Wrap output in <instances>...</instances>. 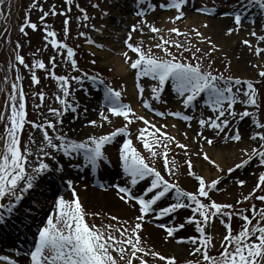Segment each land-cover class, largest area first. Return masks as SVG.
Instances as JSON below:
<instances>
[{
	"label": "snow or ice",
	"instance_id": "1",
	"mask_svg": "<svg viewBox=\"0 0 264 264\" xmlns=\"http://www.w3.org/2000/svg\"><path fill=\"white\" fill-rule=\"evenodd\" d=\"M66 2L71 6L72 0H66ZM189 3L190 0H166V2L165 0H158V4L153 3L152 0H135L136 15L140 16L141 20L131 26V31L125 39V47L135 53L136 58L133 59L129 56L128 51L124 52V57L125 63L132 70H135L134 75L138 81L136 87L139 90V95L142 98L144 94V86L139 83L140 78L144 77H150L152 81H155L150 89L151 97L155 101H161V94L169 81L185 109L194 107L197 98L204 93L207 97L204 104L211 108L214 115L205 118L201 113V118L197 121L198 128L212 129L215 136L220 137L223 134L224 137L233 141H240L242 136L239 128L232 132L226 131L230 128V123L236 119L252 118V124L257 130L251 133L250 139L258 140L259 144L252 147L250 151L245 149L242 154L244 158L229 167L227 172L233 173L237 169L244 168L254 162H258L264 169V123L259 120L257 112L249 111V107L259 108L258 90L251 79L242 81L239 77L225 76L223 73L214 72L211 68V62L207 66L203 63L204 57L217 47L209 37L198 29L192 30V33L201 42H207L211 47L208 52H203L201 48L196 47L191 52V59L177 55L172 51L173 47L176 49L185 48V44L179 39H168L160 35L159 42L147 50L143 47L142 39L141 43L131 42L132 31L138 30L143 36L144 29L147 27L152 33H160L161 29L146 19L147 14L154 11L157 6L164 10L175 9L177 15L169 17V20L175 23L186 15L183 8ZM5 4L6 0H0V11L3 10ZM36 6L43 12L39 18L42 22L50 14L57 15L55 6L49 11H44L41 5L36 4ZM94 6L99 7L98 4ZM253 7L264 14V0H239V5L233 6L232 11L222 13V15L232 16L236 25L235 29H227L228 34L234 30L239 31L242 22L246 19L245 13ZM195 10L203 14H214L216 7L215 5L212 7L201 5ZM80 11L84 14V18L88 19L86 10L81 8ZM60 14H64L63 10ZM104 14H107L106 10ZM68 23L69 20L66 17L64 21L65 35L68 33ZM205 26L207 25L205 24ZM26 27L37 30V24L30 19V12L26 14L25 22L20 31L25 32ZM44 30L47 33L45 39L52 37L51 45L56 48L57 55L60 56L61 60L65 64L70 63L71 69L81 71L75 58L74 49L67 43L56 39L57 33L49 31L46 22ZM168 32L170 34L175 33L177 37L191 35V33H185L177 27L168 29ZM80 35H84V33H80ZM250 35L257 36L258 33L252 31ZM259 40L264 41V35H259ZM242 42L251 48V41L245 39ZM89 43H94V41L90 40ZM98 46L102 47V45ZM19 47V42H17V48ZM152 48L159 49L163 55L154 54ZM197 53H201V55L197 56ZM261 53H264V48L256 46L255 54L260 55ZM15 60L19 65L30 70L32 83L38 84L39 77L32 69L46 70V64L42 60H34L29 65L19 52H17ZM92 62L95 63V61ZM49 63L51 70H46L47 75L59 81L60 92L55 98L59 104L63 105L62 109L51 107L48 109L56 117V121L54 122L47 117H42L39 123L27 120V94L23 90L22 83L12 84V92L6 101L9 111L7 113L0 112V121L7 120L5 135L0 136V141H2L0 144V226L8 224L9 221L19 215L17 209L43 176L47 175L49 171L63 173V164L58 163L60 154L69 158L74 155L82 156V163L76 164L75 167L81 169L90 166L91 171L96 172L101 168V162L111 163L103 149L118 135L125 137L119 149V160L122 164L123 174L127 179L123 185L113 184L112 187L117 189L119 199L126 203H132V206L137 208L139 215L135 217L136 222L134 224L128 220H124L123 223L116 226L103 222L101 224H89L86 220L87 216H99L101 213L87 212L77 195L74 180L65 178L64 184L71 191L73 198L66 199L63 194H59L55 199L52 212L47 215L45 222L37 228L33 247L24 253L30 257V264H121V262L124 264H158V261H165L166 264H177L175 256H164L154 247H145L146 242L140 232L145 219L150 214H154L158 218L171 217L180 209H190L191 215L185 217L183 222L161 223L159 227L165 230V240L171 238L177 243L187 241L193 245L188 252V255L193 258L186 260L184 264H264V194L257 195L258 190L264 192V170L256 174L257 180L252 190L236 201V204L240 205L244 201L255 198L261 201L259 208L252 204L250 208L237 210L232 204L216 202L211 198L210 191L218 189L223 177L217 176L210 183L206 182L204 176L195 174L191 159L186 160L188 174L198 181V186L194 191L185 190L178 183L166 179L165 174H162L154 164L148 163L146 157L134 146L129 125L134 120L143 121L145 127L139 130L136 138L142 142L143 148L148 151L153 159L157 156H163L165 173L169 177L174 175L172 168L176 167V160L173 157L171 162L169 161L168 152L170 149L168 145L175 143L177 147L185 149L184 155L186 157L188 156V146L163 130L168 125L162 124L157 127L145 116L137 115L130 104L122 102V92L107 84L103 91L105 105L101 106L99 111L101 120L111 123L110 116L104 111V107H106L108 113L123 117L127 123L106 134L89 135L86 139L80 140L69 138L58 130L57 125L63 124V120L60 118L63 113L75 112L78 107L75 100L70 101L68 99L73 95V91L70 90V82L76 81L81 88H84L85 95H88L84 81H95L97 77L89 76L87 72L71 77L58 75L55 72L57 67L56 56L49 57ZM259 75L264 77V68H261ZM22 80L23 76L20 75L19 68H17L16 81ZM239 85H243V87H236ZM34 95H37L43 102L45 97L43 92L34 93ZM163 102L167 103V101ZM142 103L145 108L152 107L147 99H143ZM237 103L245 106L241 112H237L234 108ZM152 110L160 117L171 115L186 122L194 119L192 115L182 111L166 113L165 111ZM88 123L97 125L96 120H90ZM26 124H30L32 129H39L42 132V140L35 152L31 147L35 143L32 134L29 136V143L22 146V133ZM49 129L54 135L49 133ZM184 135L186 136L187 133ZM197 136L204 139L208 144L213 143V139L204 136L202 131H197ZM157 148H162L163 153ZM33 155L36 156V161L30 162ZM203 156L206 160H210L207 153H203ZM41 157L51 159L56 167L53 168ZM170 163L171 167L169 166ZM211 163L218 170L223 171L215 161H211ZM69 167L72 165L70 164ZM235 182L240 186L247 183L246 180L239 178H236ZM141 184L144 186L139 191H135ZM168 197H171V202L165 204L164 201ZM202 198H206L208 202ZM5 199L7 202H4ZM249 211L251 215H248ZM25 213L31 216V209L26 207ZM234 215L243 221L239 231L235 233L231 225V217ZM110 219L119 221L120 218L111 215ZM214 219H220L221 224L226 229V234L220 242L222 250L217 254H210V250L215 247V244L212 234L207 229ZM186 225H192L198 236H177L176 233L184 229ZM19 254L17 252V255ZM149 257L152 259L149 260ZM0 261L18 264L17 260L10 259L7 255L0 256Z\"/></svg>",
	"mask_w": 264,
	"mask_h": 264
},
{
	"label": "rangeland",
	"instance_id": "2",
	"mask_svg": "<svg viewBox=\"0 0 264 264\" xmlns=\"http://www.w3.org/2000/svg\"><path fill=\"white\" fill-rule=\"evenodd\" d=\"M115 1L116 0H112L109 2L108 0V2L102 3L101 7V0H72L71 6L67 4L66 0H35V3L34 0H8V7L13 12V15L12 17H8L4 21V23L1 25L0 31V112L7 113L9 111L6 105V101L8 100L9 94L12 92V84L22 83L23 90L27 94L26 104L31 110V113L29 114L30 121H36L37 123H39L41 122L42 117H47L48 119H51L55 122L56 117L53 116V114L50 113L48 109L50 107L60 109L63 108V105L59 104V102L55 98L57 93L60 92L59 81H56L53 77L48 76L46 70H49L51 68L49 57L56 56L57 67L55 68V72L58 75H67L71 77L82 75L85 70H88L90 72L92 71L93 75L91 73H88V75L96 76L97 79L95 81L85 80L84 87H87V91H89L90 93L94 88L99 91V94L101 93V95L98 94L97 96L91 98L89 97L90 95H85L82 97H79L77 95V103L84 102L86 100L88 101L89 99H91L93 106L88 108L85 112L87 116L82 118L81 121L80 119L78 120L79 123L76 124V127L78 128L77 132H75L74 134H70L67 129L58 124L57 128L60 132L66 134L69 138L80 140L86 139L89 135H101L112 132L115 130V128L121 127L125 123H127L123 119V117L113 116L108 113L106 107H104V111L105 114L110 116L111 123L102 121L99 115L101 106L105 105V101L103 100L104 87L106 84L112 85L114 88L122 92V102L130 104L137 115L145 116L149 121L155 123L157 127L162 124L168 125V127L163 130L174 136L176 140L188 146V156L186 157L184 155L185 149L177 147L175 143L168 145L170 149V151L168 152L169 161L171 162L173 157L176 160V167L172 168L174 175L169 177L165 173L163 156H157L155 159H153L148 151L143 148L142 142L137 140L136 138L139 130L145 127L143 121L134 120L129 125L131 139L134 146L139 151H141V153L146 157L149 164H154V166L158 170H160L162 174H165L166 179H170L172 182L178 183L185 190H196L198 181H196L193 176L188 174V167L186 164V160L191 159L194 165L193 170L195 174L204 176L206 182L210 183V181L212 179H215L217 176L223 177L222 182L218 185V189L210 191L211 198L216 202L232 204L237 210H239V208H250L252 204H255L257 208H259L261 206V201L255 198L250 199L249 201H244L240 205L236 204V201L240 199L242 195H247L252 190L257 180L256 174H258L259 171L264 170L259 165V163H250L248 166L237 169L230 174L227 172V169L229 167L239 162L240 159L244 158L242 154L245 149H248L250 151L252 147L258 146L259 144L258 140L250 139L251 133L257 130L252 124V118L247 117L246 120L244 118L243 121H240V119L235 120V129L239 128L242 130L240 131L242 139L240 141H233L234 144L238 145L237 147L229 148L228 150H226L227 148L223 144L224 141L228 138L223 137L222 134L219 137L220 140H217L216 142L213 141L212 144H208L204 139L197 136V131H202L204 133V136H206V133L208 131L207 128H198L197 121L201 118V113H203V116L205 118L207 116L214 115L211 108L207 107L204 104V101L207 98L206 94L202 93L201 96L197 98V102L195 103L194 107L185 109L180 103V97H178L177 93L171 86V82L169 81L165 86L164 92L161 94V101H155L152 99L150 91L151 86L155 84V81H152L150 77H144L140 78L139 83L143 84L145 89L143 97L149 100L152 106L151 108H145L142 103L143 97H137L136 93L133 92V88L135 91V86H132V83L136 85L138 82L137 78L134 75L135 70H132L128 64L123 63L125 62V57L123 56V53H119L120 47L117 46H119L120 43L116 42L115 38V36H118L115 34L120 33L119 37L125 35L126 39L127 34L131 31V26L133 24H137L141 20V17H139L138 19V16L136 15L137 7L135 5V0H127V3L125 0H120L121 2L118 4L119 9L124 7L127 8V11L120 12L124 14L120 16H118V14L114 12L116 10H112L113 8L111 7L109 8V4L111 2L114 3ZM192 1L194 2V7L196 9L200 8L201 5H207L209 7L215 5L217 11L215 15L223 13L228 8V5L222 4L223 0ZM152 2L158 4V0H152ZM36 4L41 5L44 11H49L53 6H55L57 15L53 16L50 14L45 17L44 22H42L39 18L43 15V12L39 7L36 6ZM97 4L99 5V7L94 6ZM77 5H79L80 7H77ZM130 5H134L136 8V16L134 18H131L133 16H130ZM230 5H239V0H230ZM92 6H94L95 9H93ZM158 7L159 6H157L154 11H150L146 16V19L149 22L153 23L156 27L161 29L160 33H152L147 27H145L144 29L143 36L138 30L132 31L131 42L141 43L142 39L143 47L145 48V50H147L148 48L152 47V45L159 42L160 35H163L168 39H179L185 44V48L176 49L175 47H173L172 51L177 55H183L184 57L191 59V52L194 51L196 47L201 48L203 52H208L209 48L211 47V45H209L207 42H201L194 35V33H192V30L194 28L198 29L205 36L209 37L217 46L214 51H211L209 55L204 57L203 63L207 66L211 62L212 70L214 72L223 73L225 76L239 77L242 81L251 79L255 88L258 90L257 95L259 108L254 109L249 107V111L257 112L259 120L264 123V77H261L259 75L261 68H264V53H261L260 55L255 54L256 46L264 48V41L259 40V35H264V28L258 27L259 25L257 22L251 24V20L248 19V21H246V24L243 23L245 21L242 22L239 31L234 30L231 34H228V28L224 27L225 29H220L218 34H213L211 32L210 18H208V15L199 12L193 14V10L186 11L187 17L184 16L185 18L183 17V19H180L175 23L168 20V18L171 17V12L167 13L168 11L166 10V14L162 15L163 17H166V19H164V22L161 24L156 20L155 17L157 15L155 14V11H160L158 10ZM81 8L86 10L88 19H85L84 14L79 11ZM253 8L256 9L255 7ZM62 10L64 14H60ZM105 10L107 12L106 15L104 14ZM29 12L31 21L37 24V30H28L31 29V27H26L25 32H21L20 28L25 22L26 14H28ZM215 15L213 17H216ZM122 16L124 18L128 17V20L124 24L125 27L119 31H115L111 27L109 28V25H107L106 22L102 21L110 19L109 17H115L116 19H118ZM66 17L69 20V23L67 25V35H65L64 24ZM112 19L114 20V18ZM45 22L49 31H55L57 33L56 39L67 43L74 49L75 58L78 61L79 69L81 71L71 69L70 63L65 64L61 60L60 56L57 55L56 48L51 45L52 37H49L47 40L45 39V36L47 35L46 31L44 30ZM205 24L207 26H205ZM173 27H177L185 33H191V35H187L186 37H177L175 33L170 34L168 32V29ZM235 28L236 27H233V29ZM252 31H255L256 33H258V35H250ZM80 33H84V35H80ZM245 39L251 41V48L242 42ZM90 40L94 41V43H89ZM17 42H19V48H17ZM98 45H102V47ZM122 45L125 49L124 52L128 51V55L135 59L136 54L126 49L125 42ZM113 46L115 47V50L111 49V47ZM234 46L241 47V50L243 51L242 59V56L240 57V55L238 56L236 54L237 50L232 51ZM152 51L156 55H163V53L159 49L152 48ZM17 52H19V54L24 57L25 62L29 65H31L34 60H42L46 64V70L32 69V71H35L39 77L38 84L32 83L30 79V70L23 67L22 65H19V63L15 60ZM200 55L201 53H197V56ZM103 57L110 60L109 62L112 67H115V60H120V62L124 66V69L126 70L127 77L131 78L130 82H127L128 80L125 81V77H123L121 74H117L113 69L114 67L112 68L109 65V69V67H107V65H105L102 61ZM92 61H95V63H93ZM17 68H19L20 75L23 76V80L20 82L16 81ZM101 81H103V83H101ZM70 83L71 91L73 89H84L81 88L74 80ZM236 87H243V85H239ZM39 92H43L45 94L43 102L40 101L37 95H34V93ZM163 101H167V103L165 104ZM244 107L245 106L240 103L234 105V108L237 112H241ZM152 109H155L157 111H165L166 113H170L172 111H182L185 114L192 115L194 119L190 122H186L171 115L160 117L156 114L155 111V114H153ZM84 111V109L80 110V112ZM70 115V120L74 121V118L77 117L78 114H74L72 112ZM90 120H96L97 125L94 126L89 124L88 121ZM247 120H249V124H247ZM6 122V119L5 121H0V136L5 135ZM178 122H183L185 125H182L183 127H181L178 125ZM101 124L102 126H100ZM172 125H175V127H172ZM49 133L53 134L51 129H49ZM185 133H187L186 136L184 135ZM30 134H35L37 135V137L42 138L41 130L32 129L30 124H26L22 133V146L29 143ZM124 139L125 137L123 135H118L111 143L105 145L103 151L105 152L111 163L107 164L101 162V168L95 172L98 174L96 180L100 179L104 182V176L110 177V180L107 182L108 187H111V184L123 185L125 183V180L127 179V177H125L123 174L122 164L119 160V149ZM0 144H2V141H0ZM157 150L163 153L162 148H157ZM203 153H207L210 160H206L203 156ZM215 153H217L219 156H225L221 160V162L216 161ZM44 159L46 160V162L52 165L53 168L56 167V164H54L51 159ZM35 161L36 157L30 159V162ZM211 161H215L216 164H219L223 171L221 172L220 170H218L215 165L211 163ZM58 163L63 164V172H67L68 170L71 171V169L76 168V164L82 163V156L74 155L73 157L69 158L60 154L58 156ZM70 164L72 165V167H69ZM169 166L171 167V163ZM81 169L84 170V172H86V169L91 171L90 166H85ZM246 176L249 178V181L245 185L240 186L235 182L236 178L245 180ZM57 181L62 191H53L54 195H56L57 197L59 194H63L66 199H72L73 197L68 195L67 190L64 187V180L58 179ZM143 186L144 184L139 185L135 189V191H139ZM112 188L113 190H115L114 187ZM34 189H38V187L36 186ZM115 191L117 192V190ZM257 193L264 194V192H260L259 190ZM41 195H43V193ZM44 199L46 200V203L49 204V202L55 200V196H47L44 197ZM79 199L87 212L101 213V215L99 216H87L86 220L89 224H101L103 222L116 226L120 223H123L124 220H128L131 224H134L136 222L135 217L139 215L137 208L136 211L130 213L125 208L124 210L123 207L112 209L110 207L107 208L98 206L93 203L88 205L85 204L81 198ZM203 199L205 200V202H208L206 198ZM4 202H7V200L5 199ZM38 202L40 203V201ZM168 202H171V197L166 198L164 201L165 204ZM126 208L129 209L128 206ZM111 215L119 217V221L111 220ZM189 215H191L190 209H180L176 213L172 214L171 217H162L160 223H157L158 217L154 214H150L145 219L143 228L140 232V235L146 242L144 246L154 247L155 250L161 252L164 256H175L177 264H184L186 260L192 259L193 257H190L188 255V252L193 247V245L188 242L185 244L177 243L171 238L165 240V230L162 228L160 229L161 237L159 236L158 239L153 238L150 236L151 232L149 230L152 228L158 229L159 224L161 223H180L183 218ZM248 215H251L250 211L248 212ZM242 223L243 221L240 217L235 215L231 217V225L232 228L235 229V232L239 231ZM187 226H191L193 228L192 225ZM23 231L28 234L27 230L23 229ZM184 231L185 228L178 231L176 235L182 236V234H184ZM207 231L212 234L215 244V247L211 248L210 254H217L222 250L220 248V242L222 237L226 234V229L221 224L220 219H214L210 223ZM20 236V234H18V236L15 235L13 240H9V246H3L7 248L10 247L11 245H13V242H17L16 239H20ZM192 236H198V233L194 231V228L191 233V237ZM181 245H187V249L184 252L176 251L174 246ZM16 247L17 246H11L10 248L18 249L17 251H23V248ZM21 257L22 256H20L19 259H22ZM148 259L151 260L152 258L149 257ZM22 263L30 264V257L26 256V260ZM121 264H124V262H121ZM158 264H166V262L158 261Z\"/></svg>",
	"mask_w": 264,
	"mask_h": 264
},
{
	"label": "bare ground",
	"instance_id": "3",
	"mask_svg": "<svg viewBox=\"0 0 264 264\" xmlns=\"http://www.w3.org/2000/svg\"><path fill=\"white\" fill-rule=\"evenodd\" d=\"M119 2L120 1H118L116 3L115 8H113L112 10H117V8L119 7V5H118ZM223 3L227 4L228 2H227V0H223ZM185 8L187 10H189L190 6H187ZM124 11H127V8H125V7L124 8H120V12H124ZM248 13L251 15L252 11H249ZM157 15L155 16L156 20L162 24L166 17H163L162 14L161 15L159 14L158 16ZM247 15L248 14H246L245 16H247ZM213 16H214L213 14H210L208 16V18H210V27H211V32L213 34H215V33L218 34L220 29L235 27V25L233 24L231 16L221 15V14L215 15L216 17H213ZM109 18L110 19H107L106 21L105 20H102V21L106 22L107 25H112L113 24L114 27L118 26V24L121 25V23L119 21L113 20L111 17H109ZM251 18H252V20L254 18L253 21L258 23V25H259L258 27L264 28V14H261L257 10L253 15H251ZM121 22H124V19H121ZM111 49H115V48L112 47ZM235 50H237L236 54L238 56L239 55H240V57L242 56L241 57V59H242L243 58V51L241 50V47H235L234 46L232 51H235ZM102 61L110 69V66H111V64L109 62L110 60H108L107 58L103 57ZM114 65H115V67L113 66L114 68L111 66L114 69V71L117 74H121L123 77H125L124 78L125 81L128 80L127 82H130L131 78L127 77L126 70L124 69V66L122 65L120 60L119 61L115 60ZM83 90L84 89H75L73 91V95L68 98L70 101H72V100L76 101V104L78 105V107H77V110L74 112V114H78V115L80 114L79 117L77 115V117L80 118V121H81L82 118L87 116L86 113H81L80 109L81 108H83V109L84 108H89L91 106V104H88V103H85V104L83 102H82V104L80 102L77 103V95L79 97L85 96V91H83ZM70 114H71V111H68L67 113H64V115L62 117V120H63L62 126H63V128L67 129L70 134H74L75 132L78 131V128L76 127V124L79 123V122H78V119H77V121H73V120L71 121L70 120V117H71ZM246 118H245V120H246ZM240 121H243V120H240ZM248 121L249 120H247V122ZM249 123L250 122H248L247 124H249ZM235 125H236V123H235V120H234V121H232L230 123V128L226 129V131H228V132L234 131L235 130ZM180 126L182 127V124ZM207 130H208L207 133H206L207 137H211L214 142H216L217 140H220L219 137L215 136L214 131L212 129H208L207 128ZM240 131H242V130L240 129ZM223 137H224V135H223ZM225 138H227V137H225ZM41 140L42 139L40 137H37V135H34L35 143H33L31 145V147L33 148L34 152H35L36 149H38L39 143H40ZM223 145H225V147L227 148L226 150H228L229 148H234V147L238 146V145L233 143V140H230V139L225 140ZM35 157L36 156L33 155L31 158H35ZM224 157L225 156H222V155L219 156L217 153H215V159H216L217 162H221V160ZM71 175L74 176L75 177V181L78 182V185H77V188H76L77 195L82 199V201L85 204L89 205V204L93 203V204L98 205V206H103V207H107V208L110 207L112 209L123 207V209L125 208L130 213L134 212L136 210V207H133L132 203H126L125 201L119 199L118 196H117V193L112 191L111 188L107 186V182L110 180L109 176H104L103 177L104 182L103 181L101 182V185H103V187H100L98 189V188H95L94 179L91 177V175H86L85 176L84 174L77 175L75 173H70V175L67 176V177H71L72 178ZM246 177H245V180L248 182L249 178L248 177L246 178ZM38 184L43 185V187L46 190V192L44 194V197H47V196H51L52 197L53 196V193H52L51 190L55 189V185L56 184L49 176H46L44 178V180H43V178H41L39 180ZM85 185H87V187H85ZM35 195L36 196H34V197L30 196L29 198H31V200L32 199H34V200L38 199L40 201V203L31 201L30 199H28L27 196L22 201V202H25V204H31V203L34 204V206L32 205V209L31 210L33 211V213L31 214V216H28V215L26 217L22 216V218L15 217L11 221H9V224H11V226L13 228L17 229V234L23 233V228L28 230V234H24V236H25V238H26V240L28 242H30L33 239H35L36 234H37V228L39 226H41L45 222L47 215H49L52 212V209L54 207V201H55V200H53L50 204H47L46 200L44 198H41L40 195H38V194H35ZM127 206L129 207V209L126 208ZM183 221H184V218H183V220L181 222H183ZM5 227H7V226H5ZM1 228H2V226H0V231L2 230ZM149 230L151 232L150 233L151 237L157 238V239L159 238V236L161 237L160 229L152 228V229H149ZM192 231H193V228L191 226H187L186 225L184 234H182V236L191 237ZM8 238H9V235L4 237V240H6ZM185 243H187V241L182 242V244H185ZM172 245H174V244H172ZM174 248H175L176 251L184 252L187 249V245L174 246Z\"/></svg>",
	"mask_w": 264,
	"mask_h": 264
}]
</instances>
